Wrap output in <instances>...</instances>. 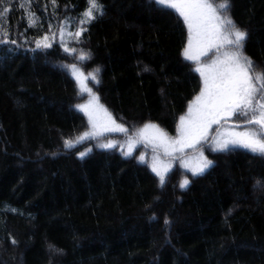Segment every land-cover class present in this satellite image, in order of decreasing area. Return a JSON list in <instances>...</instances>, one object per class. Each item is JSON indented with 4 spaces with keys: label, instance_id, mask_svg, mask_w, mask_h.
I'll list each match as a JSON object with an SVG mask.
<instances>
[{
    "label": "trees",
    "instance_id": "trees-1",
    "mask_svg": "<svg viewBox=\"0 0 264 264\" xmlns=\"http://www.w3.org/2000/svg\"><path fill=\"white\" fill-rule=\"evenodd\" d=\"M101 2L105 14L81 24L87 0H0V37L16 41L0 45V264H264V158L212 153L181 189L175 171L161 185L134 157L77 140L85 121L71 65L100 69L90 84L127 129L151 122L173 137L200 89L174 11ZM230 15L264 71V0H231ZM45 35L51 48L37 49Z\"/></svg>",
    "mask_w": 264,
    "mask_h": 264
},
{
    "label": "snow or ice",
    "instance_id": "snow-or-ice-1",
    "mask_svg": "<svg viewBox=\"0 0 264 264\" xmlns=\"http://www.w3.org/2000/svg\"><path fill=\"white\" fill-rule=\"evenodd\" d=\"M53 3L55 4V0ZM87 3L88 7L79 21L81 24L90 23L105 14L101 0H87ZM149 3L154 4L159 10H174L182 18L187 27V45L183 49V57L195 65L194 71L199 74L202 87L199 94L188 104L186 114L179 117L177 135L174 138L157 124L145 123L134 136L129 137L128 150L122 154L131 156L135 144L140 142L151 145L154 152L163 149L164 154L169 157H175L177 153L184 154L188 149L198 151V157L182 159L181 163V166L194 177L203 175L214 164L213 160L204 154L205 144L208 151L213 153H227L241 148L264 158V71H256L254 62L245 54L247 33L236 25L230 15L231 0H220L219 3H214L213 0H149ZM3 11H9L7 4L4 5ZM2 15L0 12V17ZM35 22L33 15L30 17V23ZM81 34L82 30L74 33L77 38ZM60 35L63 43V29ZM49 39L50 37L45 35L42 39L36 40V48H51ZM9 43L15 45L16 41H9L7 34H3L0 37V45ZM213 50L215 58L210 62H203L201 58ZM3 51L10 54L13 49ZM64 51L69 52L70 49L65 47ZM71 51L75 52V49ZM87 58L81 52L79 59L84 61ZM70 67L81 92H87L91 97L87 104L77 106L87 115L91 129L77 140L97 139L108 132L128 133V129L118 124L107 109L99 104V98L85 83L87 77L84 73L75 65ZM99 71L97 68L95 73L90 74L96 83H99L96 75ZM143 71L148 72L150 68L144 66ZM234 116L242 117L243 121L230 124ZM251 125L257 128H249ZM213 126H216V134L210 137ZM241 128L244 130H237ZM64 143L66 147L74 146L71 140H65ZM116 146L111 140L99 143V147L105 150ZM85 155V152L79 153L81 159ZM138 160L140 163L145 162L143 155ZM150 167L163 185L171 163H165L154 155ZM189 183L190 181L184 178L179 186L184 189ZM261 184L262 181L257 180L254 187H260ZM165 224H169L167 219Z\"/></svg>",
    "mask_w": 264,
    "mask_h": 264
},
{
    "label": "rangeland",
    "instance_id": "rangeland-1",
    "mask_svg": "<svg viewBox=\"0 0 264 264\" xmlns=\"http://www.w3.org/2000/svg\"><path fill=\"white\" fill-rule=\"evenodd\" d=\"M171 10V9H170ZM174 11V10H172ZM175 12V11H174ZM177 14V13H176ZM178 15V14H177ZM179 17V15H178ZM180 18V17H179ZM180 20L182 21L183 23V20L182 18H180ZM184 25V23H183ZM185 29H186V43H185V46L187 45V27L184 25ZM181 58L182 60L188 64L190 66V68L192 69V71L198 76L199 80H200V76L198 73H196L194 71V68H195V65L191 62V61H186L183 57V51L181 53ZM215 58V50L209 52V54L205 57H202V61L203 62H210L211 59ZM76 68L79 70V71H82L81 68L78 67V65H75ZM83 72V71H82ZM84 73V72H83ZM69 74L71 76V78L74 80L76 86H77V89L79 91V99H78V102L75 106V109H76V112L78 114H80L83 118H84V121H85V129L83 131V133L85 132H88V131H91L90 129V126H89V122H88V117L87 115H85L84 112L80 111L79 108L77 107L78 105H83V104H87L88 101L91 99V97L89 96V94L87 92H81L80 90V86L79 84L77 83L76 79L74 78V76L72 75V72H71V67H70V70H69ZM254 74V73H253ZM85 77H87L85 83L87 85L88 88H90L92 90V92L99 98L98 96V93L96 91V89L93 87V83L90 84V81H89V77L91 79V75L90 74H87V73H84ZM200 87H202V82L200 80ZM257 87L259 88V84H257ZM199 92L196 94L198 95ZM195 95V96H196ZM195 96L191 99V101L195 98ZM190 101V102H191ZM189 102V103H190ZM188 103V104H189ZM99 104L107 109V107L102 104V102L100 101V98H99ZM187 104V106H188ZM187 106H186V109L184 111V114H186L187 112ZM107 111L111 114V112L107 109ZM112 115V114H111ZM181 116V115H180ZM179 116V117H180ZM113 117V116H112ZM114 119V118H113ZM243 121V118L242 117H233L232 118V121H230L229 123L230 124H233V123H240ZM179 123V118L177 119V124H176V131H175V135L173 136V138L177 135V125ZM119 124V123H118ZM144 126L141 125V126H133L130 128H128V133H120V132H108V133H104V135L102 137H99L97 139H92V138H88V139H85L83 140L84 142H88V141H93L94 142V148L97 147L99 150H105V149H101L99 147V143H104V142H107L109 140L111 141H114L116 143V147L113 148V149H108V150H114L116 152H118L119 154H121L123 157H131L133 159V157L139 162L138 158L143 155L144 158H145V162L144 163H141V164H144V166H146L148 168V170H150L151 174H153L157 179H159L158 176H156V174L154 172H152L151 170V167H150V164L152 162V157L155 155V156H158L159 160L165 162V163H171V168L170 170L167 172L166 176L170 173V172H179V174L177 173H174V175H178L177 176V179L179 178V185H180V182L184 179V178H187L189 181L190 179H192L194 176H192L191 172L190 171H187L185 168H183L181 166V163H182V159H192V158H195V157H198L199 153L198 151H193L191 149H188L186 150V152L184 154H180V153H177L175 154V157H169V156H166L163 152V149H157L156 152L153 151V148L151 145H145L144 143L140 142V143H136L133 150H132V154L131 156H125L123 155L122 153L123 152H126L128 150V144H127V141L129 139V137H132L135 135V132L139 129V128H142ZM249 128H257V126H254V125H251V126H248ZM215 129H216V126H213V130L210 132V137L211 136H215L216 132H215ZM237 130H244L243 128L241 129H237ZM82 133V135H83ZM210 142V141H209ZM237 149H241V148H237ZM241 150H244L246 152H249L248 150L246 149H241ZM213 152H210L208 151L207 149V144H205L204 146V154L208 157V159H210V156ZM251 153V152H249ZM253 154V153H252ZM140 163V162H139ZM208 170V169H207ZM206 170V171H207ZM205 171V172H206ZM165 176V178H166ZM178 185V186H179ZM180 187V186H179Z\"/></svg>",
    "mask_w": 264,
    "mask_h": 264
}]
</instances>
